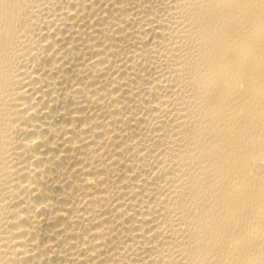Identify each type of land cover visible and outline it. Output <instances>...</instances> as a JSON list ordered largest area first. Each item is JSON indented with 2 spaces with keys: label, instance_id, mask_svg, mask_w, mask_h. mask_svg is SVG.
I'll list each match as a JSON object with an SVG mask.
<instances>
[{
  "label": "bare ground",
  "instance_id": "bare-ground-1",
  "mask_svg": "<svg viewBox=\"0 0 264 264\" xmlns=\"http://www.w3.org/2000/svg\"><path fill=\"white\" fill-rule=\"evenodd\" d=\"M0 264H264V0H0Z\"/></svg>",
  "mask_w": 264,
  "mask_h": 264
}]
</instances>
